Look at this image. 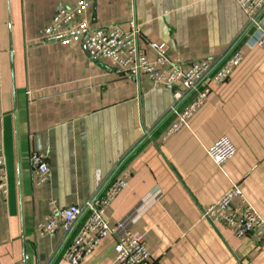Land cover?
Here are the masks:
<instances>
[{
  "label": "crops",
  "instance_id": "obj_1",
  "mask_svg": "<svg viewBox=\"0 0 264 264\" xmlns=\"http://www.w3.org/2000/svg\"><path fill=\"white\" fill-rule=\"evenodd\" d=\"M91 28L137 26V48L152 44L185 68L220 59L236 43L242 61L175 133L166 129L193 97L172 110L170 86L128 77L88 55L82 39L42 43L53 14L76 0H0V154L7 192L0 195V264H68L62 255L86 219L69 232L40 237L35 224L55 208L81 206L115 179L126 184L105 208L115 229L80 264H119L115 237L140 236L158 264H264V242L202 218L236 185L264 221V44L235 0H85ZM225 136L233 158L214 165L206 149ZM31 153H45L49 179L35 185ZM156 199L138 215L136 210ZM238 213L239 199L230 202ZM142 210V208H141Z\"/></svg>",
  "mask_w": 264,
  "mask_h": 264
},
{
  "label": "built area",
  "instance_id": "obj_2",
  "mask_svg": "<svg viewBox=\"0 0 264 264\" xmlns=\"http://www.w3.org/2000/svg\"><path fill=\"white\" fill-rule=\"evenodd\" d=\"M247 18L248 28L252 34L243 43L245 49L261 47L264 44V0H235ZM85 0H76L72 6L60 7L51 17L49 23L40 34L42 43L72 44L82 39L87 53L92 58L107 60L111 66L117 67L128 77L137 78L143 75L156 86L174 88L172 110L185 96L194 94L191 100L176 115L165 134L177 132L185 120L202 106L211 87L224 83L233 69L242 61L243 53L236 43L227 54L220 59L197 60L183 68L177 61H170L165 55V46L152 44L153 56L148 58L137 48L139 30L134 24L127 32L116 26L111 28H91L81 19L88 10ZM212 163L221 165L233 158L235 146L225 136L219 137L205 151ZM30 164L35 185L45 184L49 179V167L45 153H31ZM128 175L114 180L103 194L85 201L81 208L70 205L63 210L51 209L42 221L35 224L37 234L42 237L54 233L58 229L67 233L74 222L86 213V219L80 230L70 241L62 255V261L68 264H80L98 245L99 241L114 234L115 229L108 226L104 219L105 208L113 201L118 191L125 186ZM7 192L5 178V161L0 154V195ZM234 197L239 199L241 209L233 211L230 202ZM156 199H150L139 209L142 214ZM142 208V210H141ZM202 218L220 224L232 230L235 237L254 234L264 242V221L252 206H249L242 192L236 185L209 205L202 212ZM114 260L119 264H158L146 250L140 236L123 232L115 237Z\"/></svg>",
  "mask_w": 264,
  "mask_h": 264
}]
</instances>
